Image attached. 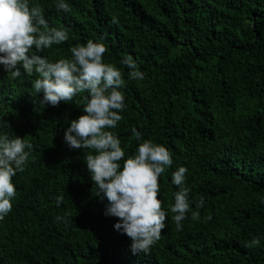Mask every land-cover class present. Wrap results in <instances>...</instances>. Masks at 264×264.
<instances>
[{"label": "trees", "instance_id": "16d2710c", "mask_svg": "<svg viewBox=\"0 0 264 264\" xmlns=\"http://www.w3.org/2000/svg\"><path fill=\"white\" fill-rule=\"evenodd\" d=\"M57 2L29 0L69 36L37 54L56 62L89 39L105 44L104 62L126 82L123 118L108 129L125 159L143 140L172 155L159 177L166 226L148 254H133L114 228L118 219L105 215L108 201L91 180L86 150L64 141L88 94L41 108L38 76L21 68L10 78L0 65V135L33 145L13 177L12 211L0 219V264H264V0H64L68 12ZM125 55L143 79L130 78ZM180 167L188 170L191 211L177 230L169 206ZM254 237L260 244L246 247Z\"/></svg>", "mask_w": 264, "mask_h": 264}, {"label": "clouds", "instance_id": "9594fccd", "mask_svg": "<svg viewBox=\"0 0 264 264\" xmlns=\"http://www.w3.org/2000/svg\"><path fill=\"white\" fill-rule=\"evenodd\" d=\"M56 8L70 11L64 0H58ZM68 39L67 31L49 26L43 10L30 7L29 0H0V65L10 78H20L21 68L23 74L38 76L33 88L38 94L43 93L39 100L41 108L58 107L61 102L69 104L81 93L88 94L82 98L84 114L70 122L64 141L72 150H86L84 162L91 180L99 195L108 201L105 215L118 219L114 228L131 240L133 254H148L166 226L167 213L158 198L159 177L172 166V155L165 146L143 140L135 154L125 159L120 138L108 130L115 129L123 118V74L104 62L105 44L91 39L71 47V58L50 62L37 54ZM121 63L130 70L131 79L144 78L131 55H125ZM132 133L136 140H141L135 127ZM32 147L25 138L0 135V219L12 211L16 196L13 177L24 171L31 154L27 150ZM187 171L180 167L172 173V183L178 191L169 208L177 230L182 229V222L191 211L190 189L184 186ZM63 200V196H57V206ZM203 206L204 199L200 197L197 211L191 212L193 220L199 219L198 209ZM63 219L56 217L57 221ZM259 244L260 239L254 237L245 246Z\"/></svg>", "mask_w": 264, "mask_h": 264}]
</instances>
